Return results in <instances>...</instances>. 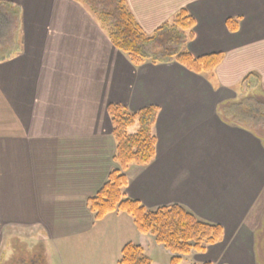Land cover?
<instances>
[{
    "label": "crops",
    "instance_id": "obj_1",
    "mask_svg": "<svg viewBox=\"0 0 264 264\" xmlns=\"http://www.w3.org/2000/svg\"><path fill=\"white\" fill-rule=\"evenodd\" d=\"M0 3L22 18L20 52L0 61V264L10 263L6 227L40 230L45 256L55 239L57 264H120L123 247L140 243L132 216L96 221L88 203L117 167L114 102L159 110L156 156L128 168L124 194L223 226V240L193 252L192 264H264V129L235 122L231 103L257 87L264 98V0H127L148 34L186 8L190 53L223 55L205 75L176 62L136 66L75 0ZM156 245L170 264L172 253L147 236V249Z\"/></svg>",
    "mask_w": 264,
    "mask_h": 264
},
{
    "label": "trees",
    "instance_id": "obj_2",
    "mask_svg": "<svg viewBox=\"0 0 264 264\" xmlns=\"http://www.w3.org/2000/svg\"><path fill=\"white\" fill-rule=\"evenodd\" d=\"M75 1L95 17L114 46L129 56L136 66L176 62L197 74L205 75L213 72L223 60L221 53L197 58L190 53L187 45L194 38L195 19L186 8L180 9L169 22L148 34L137 22L127 0ZM21 20L18 5L0 3V61H6L20 52L22 46L18 31L21 29ZM227 26L231 31H237L239 19H229ZM251 77L252 74L245 78V86ZM158 112L155 106L138 111H132L122 103L114 102L108 106L116 141L114 159L117 167L88 203L96 221L114 212H124L133 217L141 241L129 242L123 247L120 264H154L146 254L149 235L172 253L170 264H192L191 253H202L208 246L224 238L222 225L203 221L182 205L148 209L138 200L124 194L128 184V168L134 164L146 166L156 156L154 127ZM136 123L140 126L138 131L129 133V128ZM42 254L40 252L34 257L37 264H45L46 257Z\"/></svg>",
    "mask_w": 264,
    "mask_h": 264
},
{
    "label": "rangeland",
    "instance_id": "obj_3",
    "mask_svg": "<svg viewBox=\"0 0 264 264\" xmlns=\"http://www.w3.org/2000/svg\"><path fill=\"white\" fill-rule=\"evenodd\" d=\"M256 93L257 96L262 97V92L260 88L257 87L256 89L249 91L248 93L245 92L242 98L247 99L253 97ZM261 101L264 102V100ZM228 103L229 102H226V104ZM231 103H236V105L234 106V111L236 114H238V116L233 119L235 122L246 124L250 127H253L256 122H261L262 126L259 128L264 129V105L261 106V102L257 103L254 100H238L237 102L232 101ZM238 104L240 105L239 107ZM139 128V123H136L135 125L129 128V133H135L138 131ZM0 166L3 168H7V164L3 160H0ZM32 228L33 227H30L29 229L22 227H6V234L2 245V254H4V260L10 261L9 264L21 262L22 259L27 262L31 260L32 264L38 263L36 260H34V257H36L38 254H40V252H42L40 244H38L39 241L37 239L41 232L40 230L33 232ZM54 243H56V240L52 238L48 242L49 252L47 253V257L50 261V264L58 263L57 248ZM146 254L152 260L161 262V264H169V255H167L165 251H162L161 248L159 249L157 245L152 246L148 249L146 248ZM19 258H21V260Z\"/></svg>",
    "mask_w": 264,
    "mask_h": 264
},
{
    "label": "flooded vegetation",
    "instance_id": "obj_4",
    "mask_svg": "<svg viewBox=\"0 0 264 264\" xmlns=\"http://www.w3.org/2000/svg\"><path fill=\"white\" fill-rule=\"evenodd\" d=\"M244 100H254V101H256L257 103H260V105L261 106H263L264 105V102L263 101H261V100H264V98L263 97H260V96H257V93L255 94V96H253V97H250V98H247V99H244ZM244 104V103H243ZM240 105L238 104V107H239ZM234 108V107H233ZM260 125V126H259ZM255 127H261L262 126V124H261V122H256L255 123V125H254ZM264 128V127H263ZM42 249V248H41ZM42 252H43V249H42ZM43 254H45L44 252H43ZM42 254V255H43ZM47 254V253H46ZM45 257H47V255L45 256ZM45 264H46V262H45Z\"/></svg>",
    "mask_w": 264,
    "mask_h": 264
}]
</instances>
